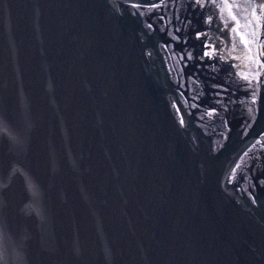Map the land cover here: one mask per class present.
Listing matches in <instances>:
<instances>
[{
	"label": "water",
	"instance_id": "water-1",
	"mask_svg": "<svg viewBox=\"0 0 264 264\" xmlns=\"http://www.w3.org/2000/svg\"><path fill=\"white\" fill-rule=\"evenodd\" d=\"M0 264H264V0H0Z\"/></svg>",
	"mask_w": 264,
	"mask_h": 264
}]
</instances>
